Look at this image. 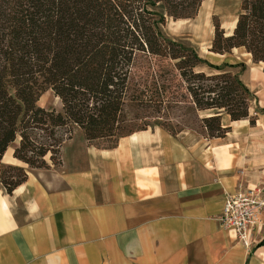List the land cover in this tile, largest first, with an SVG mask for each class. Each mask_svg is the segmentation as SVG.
<instances>
[{"label":"crops","instance_id":"obj_1","mask_svg":"<svg viewBox=\"0 0 264 264\" xmlns=\"http://www.w3.org/2000/svg\"><path fill=\"white\" fill-rule=\"evenodd\" d=\"M241 1L202 0L170 28L189 35L194 71L231 72L250 90L248 115L196 109V127L152 126L109 148L66 140L62 168L28 169L11 191L0 184V264H264V211L249 247L220 223L226 193L264 184V62L242 46L211 50L216 21L231 35ZM211 116L221 136L206 132Z\"/></svg>","mask_w":264,"mask_h":264},{"label":"trees","instance_id":"obj_2","mask_svg":"<svg viewBox=\"0 0 264 264\" xmlns=\"http://www.w3.org/2000/svg\"><path fill=\"white\" fill-rule=\"evenodd\" d=\"M201 2L0 0V184L11 191L28 169L49 168L47 160L60 164L61 147L76 126L90 144L116 137L110 145H96L113 147L126 135L117 137L134 56L163 48L158 30L165 15L154 7L161 5L173 19L192 18ZM240 8L231 35L224 36L216 21L211 50L242 46L255 62H264V0H242ZM200 61L195 54L181 73L195 108L223 109L233 120L246 117L250 90L231 72L194 71ZM47 89L59 97L62 111L37 105ZM202 123L210 136L225 132L217 116ZM12 144V156L27 168L3 163Z\"/></svg>","mask_w":264,"mask_h":264},{"label":"rangeland","instance_id":"obj_3","mask_svg":"<svg viewBox=\"0 0 264 264\" xmlns=\"http://www.w3.org/2000/svg\"><path fill=\"white\" fill-rule=\"evenodd\" d=\"M154 9L167 15L164 8L159 4ZM171 19L172 17L167 16L166 24L159 26V36L163 40V48L159 53H136L134 56L127 82L125 103L119 118V125L123 130L117 134V137L152 126H161L169 131H176L188 126L196 127L199 124L196 118L195 105L186 89L184 77L181 75L182 72L187 73L189 70L188 64L194 62L196 52L188 45L190 37L184 33L186 32L184 28L178 33L170 28L172 27ZM179 39L185 42L178 41ZM172 55L183 56L184 58H172ZM37 105L57 112L62 111L61 100L51 89H47L41 94ZM82 138L86 140L83 130L76 126L67 143L80 141ZM115 138L104 137L95 139L91 143L107 146L112 144ZM86 142L88 141L86 140ZM67 145L65 146V153ZM13 147L14 144L5 152L3 163L17 164L18 162L19 165L27 168L26 164L12 159ZM63 148L61 147L62 150ZM74 155L76 156L75 161L83 165L84 162L81 160L83 157L82 149H76ZM48 157L49 155L46 156V159ZM47 161L53 167L62 168V162L60 165L56 161H53L54 163L50 160Z\"/></svg>","mask_w":264,"mask_h":264},{"label":"built area","instance_id":"obj_4","mask_svg":"<svg viewBox=\"0 0 264 264\" xmlns=\"http://www.w3.org/2000/svg\"><path fill=\"white\" fill-rule=\"evenodd\" d=\"M264 211V184H256L245 190L226 193L220 223L230 230L235 239L249 247L258 244L261 228L260 214Z\"/></svg>","mask_w":264,"mask_h":264},{"label":"water","instance_id":"obj_5","mask_svg":"<svg viewBox=\"0 0 264 264\" xmlns=\"http://www.w3.org/2000/svg\"><path fill=\"white\" fill-rule=\"evenodd\" d=\"M12 158H13V156H12ZM14 159V158H13Z\"/></svg>","mask_w":264,"mask_h":264}]
</instances>
